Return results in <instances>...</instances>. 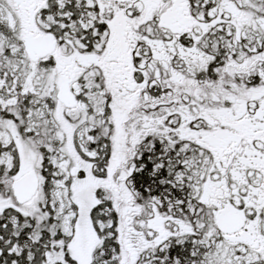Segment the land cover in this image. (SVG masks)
<instances>
[{
  "label": "snow or ice",
  "instance_id": "snow-or-ice-1",
  "mask_svg": "<svg viewBox=\"0 0 264 264\" xmlns=\"http://www.w3.org/2000/svg\"><path fill=\"white\" fill-rule=\"evenodd\" d=\"M0 264H264V0H0Z\"/></svg>",
  "mask_w": 264,
  "mask_h": 264
}]
</instances>
